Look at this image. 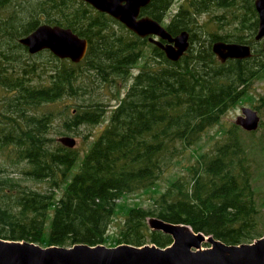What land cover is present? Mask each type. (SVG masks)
<instances>
[{
    "label": "trees",
    "instance_id": "16d2710c",
    "mask_svg": "<svg viewBox=\"0 0 264 264\" xmlns=\"http://www.w3.org/2000/svg\"><path fill=\"white\" fill-rule=\"evenodd\" d=\"M169 3L159 0L158 8L149 5L142 11L161 19ZM28 6L30 15L19 18ZM0 10L9 11L0 14V152L5 153L0 237L42 245L169 244V233L150 227L151 216L186 223L226 243L264 234V129L257 134L232 122L196 154L186 166L187 176H175L163 190L157 185L172 159L196 144L206 128L249 95L253 80L264 76V44L250 57L224 62L211 48L216 39L254 40V0H184L167 24L172 34L190 33L189 47L177 60L84 0H0ZM202 12H211L215 29L231 30H204L209 37L196 40ZM41 17L85 37L84 58L73 62L49 49L28 52L18 37ZM99 86L110 89L107 100H117L107 114ZM104 117L107 121L82 156L76 146L57 140V134L77 133L82 124L94 125ZM259 126L264 127L263 120ZM7 162L18 172L8 170ZM140 191L153 195L148 206L120 203L126 194ZM122 208V220L108 232Z\"/></svg>",
    "mask_w": 264,
    "mask_h": 264
},
{
    "label": "water",
    "instance_id": "95a60500",
    "mask_svg": "<svg viewBox=\"0 0 264 264\" xmlns=\"http://www.w3.org/2000/svg\"><path fill=\"white\" fill-rule=\"evenodd\" d=\"M122 22L128 29L160 47L170 60L179 59L188 49L187 29L172 34L166 25L149 15H140L141 7L149 0H84ZM258 14L256 39L264 42V0H254ZM35 53L49 49L60 58L73 62L82 60L88 41L68 26L39 23L18 38ZM211 48L224 62L228 58H246L253 54L250 43L216 39ZM261 122L258 110L241 106L234 123L244 130H256ZM62 144L73 147L76 138L69 134L57 136ZM151 228L169 233L172 240L160 246L155 243L136 245L120 242L115 245L77 242L72 245H42L27 239L0 237V264H264V234L249 242L226 243L212 234L193 230L183 222H171L148 217Z\"/></svg>",
    "mask_w": 264,
    "mask_h": 264
},
{
    "label": "rangeland",
    "instance_id": "374dc122",
    "mask_svg": "<svg viewBox=\"0 0 264 264\" xmlns=\"http://www.w3.org/2000/svg\"><path fill=\"white\" fill-rule=\"evenodd\" d=\"M184 0H172L171 5L167 11V15L165 17V21H168V17L169 15H171V13L173 14V12H175L177 10V6L183 2ZM31 9L32 7H26L24 11H22L21 13L18 14L19 18L24 19L27 15H30L31 13ZM222 9H215V11H219L221 12ZM9 11L3 10L2 13H7ZM18 20V18H17ZM45 19L43 17H41V22H43ZM20 21V19H19ZM197 24H202L199 25V27H197L195 29V39L199 40V39H203V38H208L209 35L206 37V33H203L204 30L206 31H213V32H217V33H222L224 32L226 29H228L229 31L231 30L230 27L226 28V29H220V28H216L215 29V24L211 21V12H202L201 14H199L197 16ZM261 44L262 42H257V44L254 46V50H256V52H258V50H260L261 48ZM146 53L150 52L151 47L149 44H146ZM42 56V55H41ZM40 56V57H41ZM44 59H46V57H44ZM137 68L138 66H135L132 68V74H135L137 72ZM132 79L130 78L129 80H127L120 88V96H123L128 85L130 84V81ZM249 95L244 98V100L240 101L239 103H237L236 105H234L233 107L229 108L221 117L220 121L213 124L212 126H209L208 128H206L202 135L200 140L191 146H187L184 151L182 152V154L178 155L177 157H175L174 159H172L170 165L168 167L165 168V170L163 171V173L161 174L159 180H158V188L159 190H163L169 183V180L172 178H175V176L177 175H185L188 173L186 166L188 164H190L191 162L194 161V158L196 156V154L201 151V150H205L208 149L213 142L219 138V136L221 135V131L227 127L229 124H231L232 122H234V119L236 117L237 114H239L241 112V106L243 105H249L252 106L254 108H256L261 116V121H264V76L260 77L259 79H256L255 81L253 80V82L251 83V85L249 86ZM2 89L0 87V95L2 93ZM96 91L98 92V97L101 98V100H103L104 102H106L105 105V110H106V114L109 113L112 108L115 106L116 103V99L111 98L109 100H107L110 96V89L108 87H103V86H99L96 88ZM66 101L71 102V103H78L81 101V98H69ZM65 101H61L59 103H57L55 105V107L57 109H59L61 107V105H63ZM87 102V101H85ZM258 106V107H257ZM56 120H58L59 122V118H57ZM107 120H104L100 123H96L94 125H87V124H82L81 126L78 127L77 133H63V134H69L72 135L76 138V144L75 146L79 149V153L80 156L83 155L85 149L88 147V145L91 143V141L93 140V138L98 134V131L100 130V128L105 124ZM264 129L263 126H259L257 128V134L262 131ZM61 134H57L56 136H59ZM5 153L2 151L0 152V161L4 160L5 158ZM7 168L8 170H16L15 172H18V169L15 168L14 166L9 165V163L7 162ZM15 174V173H13ZM15 176H22L21 173H18V175L15 174ZM23 177V176H22ZM24 179V178H23ZM261 181L264 185V175H261ZM24 183H27L31 186H39L41 185L40 182L36 183L33 182L31 180H23ZM61 191L59 190V193ZM155 195V193H154ZM153 196L151 193L149 192H133V193H129L126 194L123 199L120 200V203H124V204H132L134 202H138L141 205L144 206H148L151 201H152V197ZM125 208H122L118 214L114 215V218L109 226V230L108 232H115L116 226L118 224V222H120L122 220V215L125 212Z\"/></svg>",
    "mask_w": 264,
    "mask_h": 264
},
{
    "label": "flooded vegetation",
    "instance_id": "af4514ba",
    "mask_svg": "<svg viewBox=\"0 0 264 264\" xmlns=\"http://www.w3.org/2000/svg\"><path fill=\"white\" fill-rule=\"evenodd\" d=\"M171 2H172V0H170V3L168 4V6H167V9H166V13L161 17V19H158L162 24H164V25H166L167 26V24L170 22V20H171V18H172V13H171V15H169V17H168V21H165L164 19H165V17H166V15H167V11H168V9H169V7H170V5H171ZM182 3V2H181ZM181 3L177 6V10H178V8H179V6L181 5ZM152 6V7H155V8H158L159 6V0H154L153 2H152V0H149L148 1V3H146V5H144V6H142L141 7V10H140V15H149V14H147L146 12H144V11H142V8H144V7H146V6ZM176 10V11H177ZM175 11V12H176ZM3 11L2 10H0V14L2 13ZM175 12H173V13H175ZM149 16H151V15H149ZM151 17H153V16H151ZM154 18V17H153ZM156 19V18H155ZM43 22H46V21H43ZM41 23V22H40ZM49 23V22H48ZM257 27H258V23H257ZM34 29V28H33ZM30 32V31H29ZM256 32H257V29H256ZM256 32H255V34H256ZM27 34V33H26ZM255 34H254V40L252 41V42H247V43H250L251 44V46H252V49L254 50V46L257 44V42H262V44H261V48H262V45L264 44V42H263V40L262 39H256L255 38ZM23 35H25V34H23ZM23 35H21V36H23ZM20 37V36H19ZM18 37V38H19ZM19 41V40H18ZM20 43V42H19ZM22 44V43H21ZM23 45V44H22ZM23 46H25V45H23ZM26 47V46H25ZM27 48V47H26Z\"/></svg>",
    "mask_w": 264,
    "mask_h": 264
}]
</instances>
